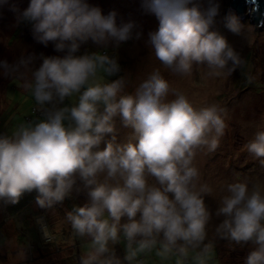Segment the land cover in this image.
Segmentation results:
<instances>
[{
	"label": "clouds",
	"instance_id": "clouds-1",
	"mask_svg": "<svg viewBox=\"0 0 264 264\" xmlns=\"http://www.w3.org/2000/svg\"><path fill=\"white\" fill-rule=\"evenodd\" d=\"M248 2L250 13L259 10L256 0ZM7 3L0 0V6ZM141 8L159 21L147 43L172 73L190 76L195 65L221 77L246 67L216 28L219 0H207V7L200 0H141ZM11 11L17 23L31 24L36 42H52L66 54H41L38 68L32 67L35 55L13 65L0 61L3 74L21 82L42 116L0 134V201L14 205L35 191L37 205L51 209L74 191L86 192L87 202L64 216L85 245L79 264H147L153 256L160 264H211L217 239L230 247L250 245L244 264H264V186L258 183L226 184L214 213L223 219L209 237L213 213L205 198L213 189L201 182L194 162L198 153L219 147L226 109L194 107L159 69L126 91V76L107 79L121 71L116 57L75 55L88 40L118 47L133 39L136 25L118 26L115 11L105 15L88 0H30L23 11L15 5ZM221 23L233 35L244 32L231 12ZM117 117L132 129L123 142L117 141ZM244 150L264 167V131ZM120 243L123 258L115 250Z\"/></svg>",
	"mask_w": 264,
	"mask_h": 264
},
{
	"label": "rangeland",
	"instance_id": "rangeland-1",
	"mask_svg": "<svg viewBox=\"0 0 264 264\" xmlns=\"http://www.w3.org/2000/svg\"><path fill=\"white\" fill-rule=\"evenodd\" d=\"M228 2L219 0L220 16L216 18V28L247 61L246 67L237 68L231 76L209 77L203 66L195 65L190 76H181L165 69L147 43L148 33L158 29L159 21L154 15L143 11L141 0H88L89 4L100 7L105 15L115 11L118 26L134 22L133 39L118 47L114 42L104 47L88 40L75 53L79 56L98 52L116 57L121 71L107 79L111 81L126 76L129 81L126 91H133L149 73L159 69L170 87L185 95L194 107L216 104L226 109L227 127L220 138L219 147L212 153H198L194 162L200 170L201 182L208 183L213 189L212 195L205 198L206 205L213 213L210 238L215 226L223 219L215 217L214 213L227 183L239 180L250 186L257 183L264 186V167L244 150V145L254 138L257 131H264V20L260 21L259 26H254L249 22V17L243 14L239 19L245 26L244 32L239 36L233 35L221 23L225 14H234L228 9ZM29 3L30 0H8L7 4L0 6V61L13 65L21 57L35 55L32 67L38 68L42 63L39 58L41 54L64 56L66 51L56 52L52 42L48 46L36 42L31 24L17 23L16 13L11 11V6L15 5L23 11ZM200 3L202 7H207V0H200ZM136 33L141 34L139 39ZM20 83L0 70V134L10 135L20 123L42 118L41 113L35 111L34 99L19 86ZM173 98L171 94L168 97ZM33 104L38 116L30 111ZM131 132L132 129L125 128L117 117V141H125ZM36 195L35 191L25 193L14 205L0 201V264H75V245L79 258L85 245L83 241L75 239L64 216L73 206H83L87 202L86 192L77 194L74 191L70 198L51 209L40 208L35 200ZM117 245L125 255L124 244ZM250 249V245L230 247L227 241L217 239L216 255L211 264H244ZM147 264H160V261L153 256L147 260Z\"/></svg>",
	"mask_w": 264,
	"mask_h": 264
},
{
	"label": "water",
	"instance_id": "water-1",
	"mask_svg": "<svg viewBox=\"0 0 264 264\" xmlns=\"http://www.w3.org/2000/svg\"><path fill=\"white\" fill-rule=\"evenodd\" d=\"M256 3L259 5V10L250 13L249 9L253 7L248 0H229L227 6L230 11H232L238 18H242L243 14L249 17V22L254 26H259L260 21L264 20V0H256ZM115 250L117 256L121 257L119 248L115 245ZM75 256L77 262L75 264H79V256H77V250L75 245Z\"/></svg>",
	"mask_w": 264,
	"mask_h": 264
},
{
	"label": "trees",
	"instance_id": "trees-1",
	"mask_svg": "<svg viewBox=\"0 0 264 264\" xmlns=\"http://www.w3.org/2000/svg\"><path fill=\"white\" fill-rule=\"evenodd\" d=\"M34 104H35V103H34ZM34 104L31 106L30 111H31V113H33L34 116H38V114H36V113H34V112L32 111V108L34 107ZM75 239H76V238H75ZM76 240H78V239H76ZM79 242H80V241H79ZM79 242H78V243H79Z\"/></svg>",
	"mask_w": 264,
	"mask_h": 264
},
{
	"label": "crops",
	"instance_id": "crops-1",
	"mask_svg": "<svg viewBox=\"0 0 264 264\" xmlns=\"http://www.w3.org/2000/svg\"><path fill=\"white\" fill-rule=\"evenodd\" d=\"M119 250H120V254L122 255V258H123V256H124V255H123V252H122V250H121V249H119Z\"/></svg>",
	"mask_w": 264,
	"mask_h": 264
},
{
	"label": "built area",
	"instance_id": "built-area-1",
	"mask_svg": "<svg viewBox=\"0 0 264 264\" xmlns=\"http://www.w3.org/2000/svg\"><path fill=\"white\" fill-rule=\"evenodd\" d=\"M32 111L34 112V107L32 108ZM35 113V112H34ZM37 114V113H36ZM39 115V114H38ZM41 115V114H40Z\"/></svg>",
	"mask_w": 264,
	"mask_h": 264
},
{
	"label": "flooded vegetation",
	"instance_id": "flooded-vegetation-1",
	"mask_svg": "<svg viewBox=\"0 0 264 264\" xmlns=\"http://www.w3.org/2000/svg\"><path fill=\"white\" fill-rule=\"evenodd\" d=\"M117 246H118L119 249H121V248L119 247V245H117ZM119 251H120V250H119Z\"/></svg>",
	"mask_w": 264,
	"mask_h": 264
}]
</instances>
